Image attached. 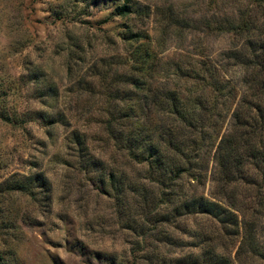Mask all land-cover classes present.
I'll return each mask as SVG.
<instances>
[{
  "label": "rangeland",
  "instance_id": "rangeland-1",
  "mask_svg": "<svg viewBox=\"0 0 264 264\" xmlns=\"http://www.w3.org/2000/svg\"><path fill=\"white\" fill-rule=\"evenodd\" d=\"M262 69L264 0H0V264H264L237 228L176 212L227 198L215 154L236 114L262 117ZM151 142L187 173L176 203L138 207L162 191L137 163ZM252 173L227 194L264 254Z\"/></svg>",
  "mask_w": 264,
  "mask_h": 264
},
{
  "label": "trees",
  "instance_id": "trees-1",
  "mask_svg": "<svg viewBox=\"0 0 264 264\" xmlns=\"http://www.w3.org/2000/svg\"><path fill=\"white\" fill-rule=\"evenodd\" d=\"M119 11L121 15L124 16L127 12L132 11V9L126 5L120 8ZM262 79H264V69L261 70L257 78L251 81V83L256 81L257 85L259 82H262V89H264V81H262ZM262 108L260 107L257 110H260L259 114H261L262 117L258 116L255 120L252 119L251 122L248 117L242 118L239 114H236L234 117V124H232L228 132L223 135L218 151H216L215 175L218 177V182H221L223 185V193L227 198H222L220 200L219 197L213 195L206 197L199 196L191 199L182 197L183 202L181 201L182 203L176 206V212H179L178 215H180V217L182 216V210L188 212L197 210L198 215L204 214L218 221L223 229L226 230V233L232 231L233 228H237L238 230L235 231V235L241 238L238 253L247 254V252H251L253 255H260V257H263L264 254H257L259 250L256 240L253 238V227L250 230L248 229L246 218L244 217L246 214L239 208L240 200L238 192L235 191L236 193L234 192L231 197L227 193H229L228 187H234V184L239 179H246V177H249V172L254 171L251 176L255 175V178L248 183L253 189L258 190L259 197H263L264 199V111ZM177 115L179 116L180 112H177L176 116ZM140 145L139 143V147L136 146L133 150L134 157H136L135 159H138L140 156L137 152L138 149H140ZM143 147L141 148L142 150ZM146 149V153H149L146 162L137 161V163L143 167L144 164L147 165V170H145L143 177L144 180L156 182L162 188V191L161 194H158V191H153L151 194L152 196L150 195L149 197L150 191L145 188V191L140 195V204H138L139 201H137L138 207H140V205L149 206L150 202L156 201L158 198L157 196L165 199L168 197L170 199L168 205L176 203H171V197L176 195V183L187 173V168L180 164L181 161L176 162L179 164H175V166L171 167L169 165V163H171L170 160L165 157L166 154L159 148L154 147L152 142L146 144ZM178 149L179 148L176 150V154L181 153L179 155L183 161L186 160L191 162V168L193 167V162L198 163L200 161L198 153L190 156L193 151L189 148H185L183 151H179ZM142 156H144V154ZM113 178L114 177L109 180L112 182ZM201 180L202 174H200L197 179L198 184H200ZM134 191L136 192L137 190ZM240 207H244L245 209L248 208V205ZM240 218L243 220H240ZM241 224L244 227L242 226V228H240ZM241 229H244V235ZM202 237L204 239L207 236L205 235ZM209 255H211V253L207 252L206 257L203 259V262L206 261V264H234L233 260H229L224 256H217L215 254L211 258Z\"/></svg>",
  "mask_w": 264,
  "mask_h": 264
}]
</instances>
